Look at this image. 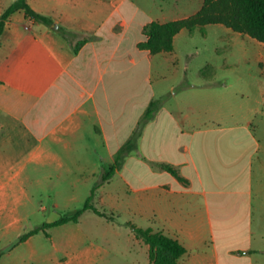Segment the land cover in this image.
<instances>
[{
  "label": "crops",
  "instance_id": "obj_1",
  "mask_svg": "<svg viewBox=\"0 0 264 264\" xmlns=\"http://www.w3.org/2000/svg\"><path fill=\"white\" fill-rule=\"evenodd\" d=\"M14 1L0 0V15ZM26 2L53 22L19 8L0 33V179L27 164L102 175L133 137L120 165L130 192L126 207L144 218L145 225L135 226L175 238L185 248L176 264H264V141L252 124L258 107L223 104L217 88L178 100L175 44L182 29L170 51L139 47L153 20L139 21L130 0ZM167 76L172 102L157 104L141 123ZM118 168L94 195L103 191V198L117 200L106 185ZM127 238L133 260L111 253L114 260L93 264H141L139 250L151 264L149 245L130 228Z\"/></svg>",
  "mask_w": 264,
  "mask_h": 264
},
{
  "label": "rangeland",
  "instance_id": "obj_2",
  "mask_svg": "<svg viewBox=\"0 0 264 264\" xmlns=\"http://www.w3.org/2000/svg\"><path fill=\"white\" fill-rule=\"evenodd\" d=\"M130 1L133 10H138L139 21L148 17L160 22L189 16L203 3ZM175 48V97L179 100L185 92L217 88L226 97L223 104H255L259 111L253 114L252 124L264 141V43L215 23L182 29L176 35ZM156 77L154 70L153 83ZM184 79L195 85L185 86ZM171 81L167 76L161 83L162 94L155 97L157 104L172 102L174 94L168 87ZM118 167L120 175L106 185L117 200L110 202L99 191L92 201L107 217L85 210L77 223L67 221L54 226L46 224L81 208L93 187L98 189L103 183L101 170L35 164L7 170L0 179V264H57L65 260L93 264L92 260H114L111 253H116L118 260H133L136 250L127 234L131 225L145 224L143 217L126 207V194L130 192L122 179L125 169ZM36 227L40 229L29 236ZM137 257L144 264V253L139 250Z\"/></svg>",
  "mask_w": 264,
  "mask_h": 264
},
{
  "label": "trees",
  "instance_id": "obj_3",
  "mask_svg": "<svg viewBox=\"0 0 264 264\" xmlns=\"http://www.w3.org/2000/svg\"><path fill=\"white\" fill-rule=\"evenodd\" d=\"M19 8H22L26 15L38 22H43L47 25L53 22L50 17L33 10L26 0H15L0 15V33L8 16ZM215 23L223 24L233 31L246 34L264 43V0H203L201 7L189 16L164 22L155 20L149 22L143 29L146 39L140 42L138 46L148 49L151 53L170 51L173 47V37L181 29H191L196 25ZM61 32L66 36L64 30L61 29ZM86 39L87 37L84 36L78 41V44L73 47L75 52ZM156 106L157 100L150 101L141 123L151 117ZM132 145L133 137L128 139L118 151L115 162L109 165L107 170H104L101 175L102 182L108 180L113 175L115 168L121 164L125 151L130 149ZM162 166L178 179H182L172 166L167 164H162ZM95 188L96 186L93 187L91 193L86 197L81 208L47 223L46 226L76 221L78 216L85 210H91L96 215L107 217L104 212L92 204ZM39 229V227L32 229L28 235L36 233ZM131 229L136 237L141 238L149 245L151 264H176L177 259L185 252V248L175 238L170 237L162 231H153L150 227L140 228L135 225H131Z\"/></svg>",
  "mask_w": 264,
  "mask_h": 264
}]
</instances>
